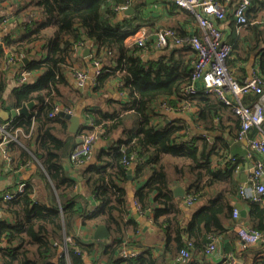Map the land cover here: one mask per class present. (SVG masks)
<instances>
[{"label":"trees","instance_id":"1","mask_svg":"<svg viewBox=\"0 0 264 264\" xmlns=\"http://www.w3.org/2000/svg\"><path fill=\"white\" fill-rule=\"evenodd\" d=\"M130 1L23 0L30 6V17L20 24L21 33L16 38L5 35L4 44L0 43V109L6 105L19 108L28 102L34 103L28 114L17 115L6 122L0 118V126L5 125L11 135L15 134L21 139L17 146L22 150L25 147L43 167L38 179L26 182L19 189L3 192L0 196V264H84L85 257H92V264H101L103 260L105 264H161V254L153 257L149 248L139 252L126 238L128 229L137 230L127 187L132 181L143 178L146 180L136 190L134 200L142 209L153 210V221L159 227L163 225L167 241L174 236V243L168 248V251H174L171 256L174 262L171 264H212L206 260L204 247L209 236L224 232L222 218H232L233 206L229 198L235 195L237 183L234 181L233 167L239 159L226 158L224 167L215 168L211 156L214 145H209L205 137L184 139V124L174 120L163 123V119L157 124L152 118L161 119L162 115L155 109L156 103L159 104L161 100L166 101L174 111H181L187 105L195 106L196 124L213 135L215 142L211 144L221 139V135L216 134L221 129L215 118L232 113V123L238 129L240 121L231 107L213 94H183V87L189 83L192 72L193 57L189 47L172 49L157 60L143 61L139 55L142 48L134 43H126V39L140 28L139 17L132 13L122 22L115 23L111 7L129 4ZM215 1L220 4L225 2ZM230 5L231 2L226 6ZM261 6H264V1L251 0L246 11L248 23L245 26L249 23L253 27L256 25L253 23ZM132 7L138 10V2H133ZM178 9L193 19L191 13ZM253 32L256 36L262 33L257 30ZM227 41L232 47L227 60L230 65L232 61L240 59L239 35L233 32ZM40 42L44 55L30 58L21 66L18 75L23 71L35 70H41V74L32 83L19 82L18 86L12 88L10 99L6 101L3 92L7 86V73L3 65L10 58L21 61ZM87 42L93 43L96 49L93 62L103 64L92 78L93 88H101L106 81L117 77L118 72L121 83L119 90L124 94V101L120 100L121 107L111 113L93 107L85 109V113L94 126L99 125L105 131L119 127L127 119L133 122L137 120L138 127L135 131H129L125 139L99 150L93 156L92 163L86 162L73 169L69 156L78 144L76 139L92 126L83 125L77 133H71L67 130V119L57 114L49 117L48 114L55 105H59L61 110L73 112L59 88L69 84L66 70L71 65L72 54L77 46L84 47ZM11 64L15 63H9L6 68ZM258 68L264 82V53L258 60ZM251 97L253 95L247 94L243 101L251 100ZM28 133L31 134L28 139L22 137ZM236 135L237 132L235 138ZM3 136L1 133L0 143ZM9 142L15 141L9 140L5 144ZM131 154L144 158L140 163L134 162L135 168L131 178H128L125 163L130 160ZM65 161L72 172L65 169ZM218 179L228 183V190L218 192L208 204L195 210L186 224L181 225L177 218V200L173 190L168 187L170 182L184 184L182 198L185 200L193 194L201 196L204 187L212 186ZM78 181L83 182V189L75 192ZM226 191L230 194H226ZM5 193L11 197L4 199ZM89 197L95 201L92 209L88 208ZM150 203L154 205L151 207ZM256 209L263 214L264 209ZM77 218L86 230L104 225L108 231V242L82 240L72 230ZM184 235L187 236L185 241ZM65 236L71 238V242L67 243L68 257L61 248ZM123 247L137 251V255L121 257ZM76 249L83 256L77 254ZM181 249L189 252L184 262L177 259ZM192 250L202 252L199 254L201 261L192 260ZM255 264H264V259Z\"/></svg>","mask_w":264,"mask_h":264},{"label":"crops","instance_id":"2","mask_svg":"<svg viewBox=\"0 0 264 264\" xmlns=\"http://www.w3.org/2000/svg\"><path fill=\"white\" fill-rule=\"evenodd\" d=\"M235 1L236 0L230 1L231 5L226 8L227 11L225 14V18L224 20L219 22V25L224 32L226 40L233 32L239 35L238 49L240 59L234 62L232 61L230 65L227 61V66L228 68L230 67L229 69L236 79H238L239 81H244L245 79L249 78L254 71L259 74L258 60L264 53V6H261L256 13L257 16L254 20L255 23H253L256 25H254V27L249 23L247 26L238 28L234 23L233 17V7ZM133 2H138V10L133 9ZM25 3L26 2H23V0H4L1 2L0 43L4 44L3 38L5 35L10 34L11 38H16L21 33L20 24L27 21V19L30 17V13H28L30 10V6H27ZM124 5L127 6L125 8H122V6ZM124 5L121 4L111 7L113 21L115 23L122 22L132 13H135L137 17H139V23L141 25L140 28L143 27L147 31V43L150 41L148 44V48L142 49L139 53L143 61L157 60L158 58L165 56L172 49L179 50V48H183L182 46H185L174 45V43L170 42L169 45L164 48H155L153 45V41L155 38V33L159 28H171L176 32V34L180 36H186L189 34L202 36L201 27L199 26L195 17L193 16L192 19L187 15V13L181 12L178 9L179 7H175L172 0H131L129 4L126 3ZM129 7H131L134 12L127 14L125 12ZM254 30L261 31V35L256 36L253 32ZM133 38L134 35H130L126 39V43L130 45ZM186 47L187 49L190 48L189 46ZM87 48H89L90 52L86 55L84 51ZM190 49L189 51L192 52V57L194 58L195 52ZM95 50V46H93V43L91 42H87L84 47L76 48L75 52L70 58L71 65L66 70V78L68 79L69 86H60L59 88L62 95L65 96L64 98L66 99V101L70 106H72V115L76 114L77 112L80 113L81 123L79 128L83 125H86L88 121L89 116L87 117L85 109L93 107L97 108L101 112L106 111L111 113L121 107L119 102L123 99L124 95L121 94L119 90V86L121 85V83L119 81L120 74L118 72L116 73L117 77L111 78L106 81L101 86V88H98L97 90L93 88L94 84L92 82V77H94V71H96L97 68L99 69L100 66L103 65L102 63L99 67L94 65L93 55L95 53ZM5 51H8L6 47ZM44 53L45 51L43 49L42 42H40L37 43L35 49L31 50L26 56H28L29 59H32L44 55ZM13 63L15 64H11L8 68H4V70L6 69L7 73V86L3 92V97L6 99V101L10 99L12 88L19 85L20 80L18 77L20 74L18 75V71L20 73L19 69L21 68V66H23L19 64L21 63V61H14ZM75 69H85L87 71L88 80L84 84V89H78V87H76L78 85L76 84L72 72ZM40 74L41 70H35L33 72L29 71L28 77L24 80V82L32 83L39 77ZM161 102L166 101H159V104L156 103L155 107L157 112L162 115L161 119L154 116L152 118L153 122L160 124L159 121L162 119L163 123L174 120L185 125L186 128L182 130L184 139H191L192 137L196 136L205 137V140L209 145H214L211 156L213 166L215 168L224 167L226 165V158L229 159L233 156L236 159H239L237 165L233 167L234 181L235 183H237L235 195L231 199L229 198L230 205L233 206L232 209L236 208L238 210V218L234 219L233 216L231 219L222 218V224L225 230L222 234L217 236L218 238L216 251L211 255H206V260L211 262L212 264H222L221 262L224 259L223 256L229 253H232L234 256V261L232 264H255L259 260H263L264 240H261L254 244H244L241 240L238 239V236L234 230V227L237 224H244L255 228L258 227L260 228L259 230L261 231L264 238V212L263 214H261L256 209L257 207L264 209V204L251 202L239 196V190L241 186H246L249 188L251 187L250 175L252 172V162L254 156H248L249 148L246 145L247 143L245 140H238L234 137V134H236L238 127L234 126L232 123L231 118H233V114L224 113L219 119L215 118L216 124L221 129L217 131L216 134L221 135V139L218 140L220 143L216 141L215 144H211L215 142L213 135L210 132L204 130L201 125L198 126L196 124L197 109L195 106H189L188 108H185L181 111H164L160 107ZM30 108H28V112ZM16 109L18 108L12 107L10 105H6L5 107L1 108L0 118L3 120V122L12 119L10 117L8 118V115L11 110ZM63 113L70 114L62 109L61 112H59L57 115H59L61 118L67 119L65 118V115H63ZM67 120L69 128L70 121L69 119ZM95 126L97 127L100 135L94 142L92 153L89 159L86 161L87 163H92L94 161L93 156H95V154L99 150L107 149L111 143L114 144L121 139H125L129 131H135L138 127V121L136 120L135 122H133L131 119H127L119 127L113 128L108 131L100 128L99 125ZM31 134L34 138V133L32 132ZM31 134L28 133L25 134V136L22 135V137L28 139L29 135ZM250 134H252V130L248 133V135ZM17 145H19V143L17 142H9L7 144L0 143V196L3 192L19 189L26 182H29L33 179H38L39 172L43 171V167L39 159L28 152L25 147L22 150ZM32 146H34L33 142ZM6 149H8L9 155L6 152ZM24 152H27V154H25ZM10 156L12 157V160L10 159ZM19 156L21 157L19 158ZM129 168H131L130 174H132L135 168V163L130 164V166H128V169ZM65 169H67L68 172H72V170L69 169L67 161H65ZM185 179H189V177H186ZM145 180L146 178H143L139 181H132L128 184L127 187L131 214L136 220L137 230L132 231L131 229H128L126 232V238L128 239V241H130L131 244H133V249L141 252L144 249L149 248L153 257L161 254V264H171L174 262V260L171 258V256L173 257L174 255V251L170 252L168 251V248L171 244L174 243V236H170V239L167 241L163 225L162 227H159L153 221V210H149L148 208L142 209L139 204L135 203L134 200L136 190ZM261 182L264 183V168L261 176ZM226 184L228 183L218 179L216 182H214V184H212V186H205L202 190V195H199L194 203H192L191 205H186V203L184 202V198H182L183 196L175 195L173 190L174 187H182L184 189V184L179 181L170 182L168 187L173 190V194L175 195L179 207V214L177 216L178 222L181 225L186 224L195 210H197L201 206L208 204L212 199L216 197V194L221 190H228ZM78 185H80L79 190L83 189V182L78 181V183L76 184L75 192L79 191L77 190ZM184 191L185 190H183V193H185ZM226 194L229 195L230 193L226 191ZM150 197H152V194ZM89 203L90 206L88 208L92 209L95 206V201L93 200V198L89 197ZM153 205V203H150L149 206L152 207ZM72 230L74 233L78 234L82 240H93L92 234L95 229H84L81 226L80 219L78 218L75 220L72 226ZM107 236L94 240L108 242V239H106ZM186 237V235L183 236L184 241L186 240ZM134 243L138 244V246H136ZM64 245H67L65 241L63 242L62 247H64ZM191 252V257H194L192 260L201 261V259L199 258V254H202V252L197 250H192ZM92 259V257H85L84 264H92ZM100 263L105 264V261H100Z\"/></svg>","mask_w":264,"mask_h":264},{"label":"built area","instance_id":"3","mask_svg":"<svg viewBox=\"0 0 264 264\" xmlns=\"http://www.w3.org/2000/svg\"><path fill=\"white\" fill-rule=\"evenodd\" d=\"M231 0H225L223 4L215 0H172L174 5L180 9L191 13L202 30V36L189 34L179 36L171 28H159L155 33L153 45L155 48H164L170 42L174 45L189 46L194 52L192 62V72L190 81L183 87V94L193 96L198 93H210L221 100L226 105H229L232 112L238 117L240 124L236 138L245 140L249 148L248 156H254L252 162V172L250 175L251 187L241 186L239 196L251 202L264 204V183L261 182V176L264 168V82L257 72H253L251 76L244 81L239 82L227 66V60L230 55L231 45L225 39L224 32L221 29L219 22L224 20L227 11L226 6ZM251 5V0H236L233 7L234 23L238 28L245 26L248 23L246 11ZM127 5L122 6L125 8ZM132 43L146 48L148 41L147 31L141 27L134 34ZM79 47V46H77ZM15 59L10 58L3 66L6 68L9 63H13ZM99 67L98 62L94 63ZM99 69L94 71L97 74ZM29 72L23 71L20 75V82L28 77ZM76 84L83 87L88 80V74L85 69H75L73 71ZM93 78V77H92ZM123 94L122 91H120ZM247 94L253 95L248 102L243 101V97ZM160 107L164 111H171L170 106L166 102H161ZM189 105L186 106L188 108ZM61 112V107L55 105L52 111L48 114L50 117ZM67 113L72 114L71 111ZM88 117V116H87ZM86 125L92 126L90 130H84L78 135L80 142L73 149L69 156V163L73 169L83 165L90 157L94 142L98 139V129L93 125L91 118L88 117ZM252 134L248 135L249 132ZM0 131L4 135L3 142L12 140L20 143L16 135H11L5 125L0 126ZM25 136V135H24ZM144 157H136L130 155V160L125 164L126 167L137 162L140 163ZM233 160L235 158L230 157ZM248 188V189H247ZM198 194L187 196L184 200L186 205L194 203ZM10 194L5 193L4 199H9ZM232 216L238 218V210L233 209ZM234 230L244 244H254L264 240L259 229L237 224ZM217 236H209V240L204 247V254L211 255L217 249ZM65 243H70L69 236L64 237ZM62 252L65 257H68L69 252L67 245L62 247ZM77 254H81L79 250H75ZM137 251L123 247L120 251L121 257H134ZM189 257V252L186 249H181L177 259L184 262ZM222 264H232L234 256L232 253L223 256Z\"/></svg>","mask_w":264,"mask_h":264},{"label":"water","instance_id":"4","mask_svg":"<svg viewBox=\"0 0 264 264\" xmlns=\"http://www.w3.org/2000/svg\"><path fill=\"white\" fill-rule=\"evenodd\" d=\"M133 12V9L131 7H129L125 13L127 14H130ZM90 50L89 48L85 49L84 53L89 54ZM29 61V57L26 56V57H23V59L21 60V63H19L20 65H24L26 64L27 62ZM78 87V89H84V86L83 87H79V86H76ZM33 101L31 102H28L27 104H23L20 108L16 109V110H11L9 115H8V118H13L15 117L16 115L18 114H22V113H25V114H28V108H30L32 105H33ZM65 115V118L69 119L70 121V124H69V128L68 130L72 133H77L78 131V128L80 126V123H81V116H80V113H76L74 115L72 114H64ZM6 119V118H5ZM76 142L79 143L80 142V139L77 138L76 139ZM131 168L128 169L127 171V175H128V178H131ZM80 189V185H78L77 187V190ZM174 190V194L175 195H178V196H183V188L182 187H174L173 188ZM239 208V206H238ZM108 235V231L107 229L105 228L104 225H99L95 228V231L93 232L92 234V238L93 239H99V238H102V237H106ZM51 242L53 243V239H51Z\"/></svg>","mask_w":264,"mask_h":264},{"label":"rangeland","instance_id":"5","mask_svg":"<svg viewBox=\"0 0 264 264\" xmlns=\"http://www.w3.org/2000/svg\"><path fill=\"white\" fill-rule=\"evenodd\" d=\"M264 19V18H263ZM241 50V49H240ZM15 135V134H14ZM20 141H22L21 139H20Z\"/></svg>","mask_w":264,"mask_h":264},{"label":"bare ground","instance_id":"6","mask_svg":"<svg viewBox=\"0 0 264 264\" xmlns=\"http://www.w3.org/2000/svg\"><path fill=\"white\" fill-rule=\"evenodd\" d=\"M202 152V151H201Z\"/></svg>","mask_w":264,"mask_h":264}]
</instances>
